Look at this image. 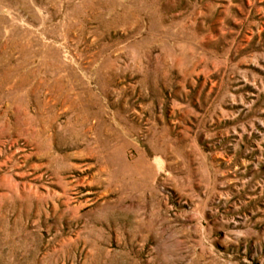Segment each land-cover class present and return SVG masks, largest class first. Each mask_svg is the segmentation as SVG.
<instances>
[{
	"label": "rangeland",
	"instance_id": "1",
	"mask_svg": "<svg viewBox=\"0 0 264 264\" xmlns=\"http://www.w3.org/2000/svg\"><path fill=\"white\" fill-rule=\"evenodd\" d=\"M0 264H264V0H0Z\"/></svg>",
	"mask_w": 264,
	"mask_h": 264
}]
</instances>
